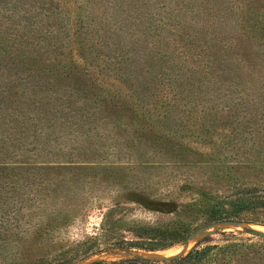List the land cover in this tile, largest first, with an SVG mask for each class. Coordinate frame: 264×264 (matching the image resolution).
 Returning <instances> with one entry per match:
<instances>
[{
  "label": "rangeland",
  "instance_id": "obj_1",
  "mask_svg": "<svg viewBox=\"0 0 264 264\" xmlns=\"http://www.w3.org/2000/svg\"><path fill=\"white\" fill-rule=\"evenodd\" d=\"M5 44L38 59L0 70V264H163L221 230L264 264L259 223L113 245L264 193V0H0Z\"/></svg>",
  "mask_w": 264,
  "mask_h": 264
},
{
  "label": "trees",
  "instance_id": "obj_2",
  "mask_svg": "<svg viewBox=\"0 0 264 264\" xmlns=\"http://www.w3.org/2000/svg\"><path fill=\"white\" fill-rule=\"evenodd\" d=\"M1 33L4 35L7 34L2 31ZM0 49L3 53L8 51L6 44L2 45ZM8 54L9 56L5 54L2 55L9 57V61L2 57L0 53V70L8 77L11 76L13 81L18 80V73L13 71L14 68L24 71L29 70L27 67H29L32 62L35 63L33 60L38 59L37 53L32 52L20 56L11 51H9ZM39 55L42 56L41 53H39ZM67 71L68 70L64 71L62 75L65 76ZM53 84L54 83L51 82V88L54 86ZM11 88L12 87L6 83L4 89L9 91ZM73 94L75 96L77 95L75 91H73ZM86 96L88 97L84 92L85 100ZM7 174H9L8 170H0V187L10 184L12 181L7 180ZM194 205H197V203L191 204V206ZM201 212H203L202 215L200 214ZM191 216L192 218L190 220H186L185 218L180 219L167 227H138L134 230L135 238L132 241L123 240L113 245L114 247L125 246L144 251H163L183 244L188 241L193 234L207 226L229 222L264 224L263 220H257L264 217V193L252 190L239 194L235 200L226 203L218 202L214 204L207 201L204 206L197 208V212L195 214L192 213ZM250 216H254L255 218H249ZM216 236L220 237L221 241H213L214 236H207L186 256L170 259L163 264H183L191 261L199 262L201 259L208 256L212 257L214 261L219 262V264H235L237 261H241L242 263L240 264H249L247 262L253 261V258L250 257L251 255H255L256 251L252 249V245H249L248 240L244 239L240 233L221 230ZM142 261L144 263H153L145 259H142Z\"/></svg>",
  "mask_w": 264,
  "mask_h": 264
},
{
  "label": "water",
  "instance_id": "obj_3",
  "mask_svg": "<svg viewBox=\"0 0 264 264\" xmlns=\"http://www.w3.org/2000/svg\"><path fill=\"white\" fill-rule=\"evenodd\" d=\"M229 223H230V224H236V225H240V224H241V223H239V222H229ZM223 224H225V223H223ZM212 226H213V225H212ZM212 226H207V227H205V228L199 230L197 233L193 234V235L190 237V239L196 237V236L198 235L199 232H201V231H203V230H207V229L211 228ZM223 231H225V230H223ZM253 235L258 236V237H260V238H264V232H263V231L258 232L257 230H255V231L253 232ZM190 239H189V240H190ZM189 240H188V241H189Z\"/></svg>",
  "mask_w": 264,
  "mask_h": 264
},
{
  "label": "bare ground",
  "instance_id": "obj_4",
  "mask_svg": "<svg viewBox=\"0 0 264 264\" xmlns=\"http://www.w3.org/2000/svg\"><path fill=\"white\" fill-rule=\"evenodd\" d=\"M255 228L258 229L259 231H264V226L257 225L255 226Z\"/></svg>",
  "mask_w": 264,
  "mask_h": 264
}]
</instances>
